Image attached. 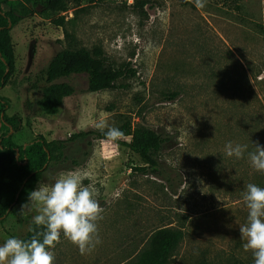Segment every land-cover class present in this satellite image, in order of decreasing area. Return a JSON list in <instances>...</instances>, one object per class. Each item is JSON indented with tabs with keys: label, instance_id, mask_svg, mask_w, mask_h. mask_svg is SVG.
<instances>
[{
	"label": "rangeland",
	"instance_id": "1",
	"mask_svg": "<svg viewBox=\"0 0 264 264\" xmlns=\"http://www.w3.org/2000/svg\"><path fill=\"white\" fill-rule=\"evenodd\" d=\"M136 1L66 0V12H36L10 32L15 69L0 97L9 101L5 114L21 122L12 132L16 144L68 141L98 130L101 118L117 128L142 123L166 140L159 175L136 171L141 158L111 142L67 145L69 161L52 165L35 190L61 172L83 174L105 209L102 243L81 255L61 237L55 264H139L163 229L179 236L168 264H254L240 238L242 197L248 183L264 188V174L247 152L237 160L224 148L264 146V0H242L239 9L233 0H207L203 9L188 0H147L144 7ZM81 48L101 49L112 67L136 74L97 93L87 92V75L60 80L76 93L57 115H45L37 76L60 51ZM28 196L0 224V244L27 234L31 215L18 213Z\"/></svg>",
	"mask_w": 264,
	"mask_h": 264
},
{
	"label": "trees",
	"instance_id": "2",
	"mask_svg": "<svg viewBox=\"0 0 264 264\" xmlns=\"http://www.w3.org/2000/svg\"><path fill=\"white\" fill-rule=\"evenodd\" d=\"M241 1L233 0L237 9L240 8ZM147 3V0L136 1L142 7ZM3 4L7 9L2 7ZM66 11L67 6L63 0H0V89L8 84L15 69L11 30L36 12L58 14ZM135 74L128 66L119 69L112 67L104 58L101 49H64L37 76V81L44 83L39 103L45 115L55 116L64 105L65 99L76 93L73 84L59 82L60 80L87 75V92L97 93L117 89L119 80ZM8 107V99L0 97V224L9 217L13 207L25 194L35 190L37 182L52 165L69 161L65 151L69 143L87 142L91 145L92 139L110 142L101 131L90 129L72 135L68 141L49 142L44 137H38L18 145L13 141L12 132L19 131L21 122L17 117H8L5 114ZM118 128L124 133V137L111 143L129 148L141 158L144 165L136 171L147 175L152 168L153 174L159 175L160 153L165 145V138L142 123L132 126L131 121H126ZM130 137L132 142L127 140ZM72 163L77 165L76 160ZM31 235L28 231L22 239H30ZM178 237L171 230L158 231L149 241V248L141 253L144 260L139 264H168Z\"/></svg>",
	"mask_w": 264,
	"mask_h": 264
},
{
	"label": "clouds",
	"instance_id": "3",
	"mask_svg": "<svg viewBox=\"0 0 264 264\" xmlns=\"http://www.w3.org/2000/svg\"><path fill=\"white\" fill-rule=\"evenodd\" d=\"M197 9H203L207 0H188ZM107 141L117 142L124 133L110 127L101 118L95 125ZM106 129V131H105ZM248 146L228 142L224 152L229 158L244 159L245 153L251 167L264 174V146L259 141L254 151ZM79 171L61 172L52 181L40 182L30 191L28 202L21 205L19 215H31L28 231L30 239L9 237L0 244V264H55L54 249L61 237L78 248L81 255L90 254L102 243L99 223L104 219L99 191L93 184H83ZM243 203L247 209L246 223L239 225L240 238L245 252H251L254 264H264V188L254 183L245 185ZM34 226V227H33Z\"/></svg>",
	"mask_w": 264,
	"mask_h": 264
},
{
	"label": "built area",
	"instance_id": "4",
	"mask_svg": "<svg viewBox=\"0 0 264 264\" xmlns=\"http://www.w3.org/2000/svg\"><path fill=\"white\" fill-rule=\"evenodd\" d=\"M94 1H104V0H94ZM112 1H116L118 3H124V4H128V5H132L135 2V0H112ZM63 3L66 6H68L67 3H66V0H63Z\"/></svg>",
	"mask_w": 264,
	"mask_h": 264
},
{
	"label": "water",
	"instance_id": "5",
	"mask_svg": "<svg viewBox=\"0 0 264 264\" xmlns=\"http://www.w3.org/2000/svg\"><path fill=\"white\" fill-rule=\"evenodd\" d=\"M8 71H9V69H8ZM8 71H7V72H8ZM2 116H3V115H2Z\"/></svg>",
	"mask_w": 264,
	"mask_h": 264
}]
</instances>
